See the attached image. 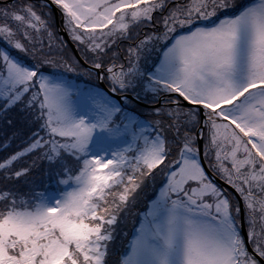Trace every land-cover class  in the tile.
I'll use <instances>...</instances> for the list:
<instances>
[{
	"label": "snow or ice",
	"instance_id": "snow-or-ice-1",
	"mask_svg": "<svg viewBox=\"0 0 264 264\" xmlns=\"http://www.w3.org/2000/svg\"><path fill=\"white\" fill-rule=\"evenodd\" d=\"M52 5L89 68L57 54ZM93 72L107 92L65 76ZM13 112L30 133L0 155V264H264V0H0L7 126Z\"/></svg>",
	"mask_w": 264,
	"mask_h": 264
},
{
	"label": "rangeland",
	"instance_id": "rangeland-1",
	"mask_svg": "<svg viewBox=\"0 0 264 264\" xmlns=\"http://www.w3.org/2000/svg\"><path fill=\"white\" fill-rule=\"evenodd\" d=\"M58 15L61 16V12H58ZM52 19H54V18L52 17ZM61 26H62V23H61ZM54 30L57 32V29H56L55 26H54ZM57 34H58V32H57ZM58 36L60 37V35H58ZM60 38H62V37H60ZM69 38H70V36H69ZM70 40H71V38H70ZM73 43L77 47V49H78L81 57L85 60V55H84V52L82 50V46H79L75 42H73ZM66 46L64 48L63 53H57V54L58 55H64L66 58L68 56H71L75 60H77L75 58V56L72 54L69 46L68 47H66ZM122 47H127V42H125L122 45ZM85 69H87V67H85ZM60 71H63V70L61 69ZM65 76H66L67 79L71 80L75 85L79 86L83 90H87L89 88H94L95 87L94 86V82H97V77H96V73L95 72H93V74L91 76H89L87 74H81V73H65ZM100 90H102V89H100ZM139 101L146 103L147 100H139ZM147 102H150V101H147ZM122 103L125 104V102H124L123 99L121 101V104ZM137 103L139 105H141L139 102H137ZM125 105L127 106L126 109H130L129 111H127V110L126 111L129 112V113H131V114H133L138 119H140V120L153 119V117H151L149 115V113H145V111H148V110H147V108L146 109L145 108H142L143 107L142 105H141V107H139L138 105L134 104L129 99H128V102ZM26 126H28V125H26ZM29 128L30 127L28 126L26 128L25 132ZM19 130H21V129H19ZM33 158H34V156H29L26 159L30 163ZM47 173H48V165H47V162L46 161H39L38 160L37 161V166L33 169L31 175L28 177V182L30 184L36 185L38 190H43V187L46 186V185H48L50 183V180H49V177H48ZM159 183H160V178L159 177H157L155 180L148 179L146 181V187H145L144 191L140 195L139 203H138L137 208H135V209L132 210L133 212H138V211L143 210L144 203L147 201L148 198H150L153 195V187L156 186V185H159ZM21 185H24V181H21ZM24 190H27V186L26 185L24 186ZM135 219H136V217L134 215H129L127 217L126 222H124V223L121 224V228L123 229L124 232H131L132 227H133V221ZM121 250H122V244H121V241L118 240L115 248L113 249V254H112V259L113 260L116 259V257L120 254Z\"/></svg>",
	"mask_w": 264,
	"mask_h": 264
},
{
	"label": "trees",
	"instance_id": "trees-1",
	"mask_svg": "<svg viewBox=\"0 0 264 264\" xmlns=\"http://www.w3.org/2000/svg\"><path fill=\"white\" fill-rule=\"evenodd\" d=\"M52 17H53V13H52ZM53 24H54V19H53ZM54 26H55V24H54ZM66 47H68V45ZM71 52H72V50H71ZM72 54H73V52H72ZM81 66H83V65H81ZM83 68H85V67L83 66ZM104 84L108 85L106 82H104ZM94 86H95L94 88L102 89L98 80H97V82H94ZM129 100L132 101L134 104L138 105L139 107H141V105H139L136 101H133L131 99H129ZM117 102L121 103L120 101H117ZM122 105H124V107L126 109L127 106L124 103H122ZM142 108H145V109L147 108L148 111H145V113H149L151 111V107L143 106ZM126 110L129 111L130 109H126ZM11 117L15 121V126H7L6 120L3 117H0V155L6 154L4 151L3 145H4L5 141L7 140V138L11 137L14 132L16 133V138L12 141L11 145L9 146L8 153H11L12 151L19 150L21 147H23L24 141L27 139V137L30 133V128L25 132V130L28 126L25 125V123L23 122V118L17 112L11 113ZM19 129H21V130H19Z\"/></svg>",
	"mask_w": 264,
	"mask_h": 264
},
{
	"label": "water",
	"instance_id": "water-1",
	"mask_svg": "<svg viewBox=\"0 0 264 264\" xmlns=\"http://www.w3.org/2000/svg\"><path fill=\"white\" fill-rule=\"evenodd\" d=\"M52 10H53V13H54V17H55V23H56V26H57V30H58V33L64 38V40L69 44L70 48L72 49L75 57L77 58V60L83 64L84 66H87V67H90V64L88 63H85V61L81 58V56L79 55L74 43L70 40L69 36H68V33L63 29V27L61 26V18L58 19V9L55 5H52L51 6ZM103 88L108 91V87L105 86L104 84H102ZM110 93V92H109ZM112 96H114L116 99L120 100L121 97L119 96V94H112L110 93ZM129 98L133 99V100H136L133 96H131L129 94ZM137 102H139L140 104L142 105H146V106H151V104L149 103H144V102H141V101H138L136 100ZM205 163V167L207 169V164L206 162ZM209 176L210 178L214 179L215 182L219 183L221 186L229 189L231 192H232V189L230 188V186H228L227 184H225V182L223 180H221L218 176H212L211 172L209 171Z\"/></svg>",
	"mask_w": 264,
	"mask_h": 264
}]
</instances>
